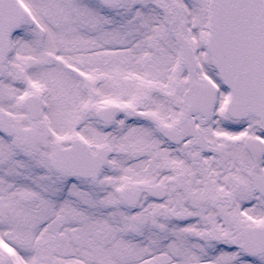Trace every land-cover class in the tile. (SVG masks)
<instances>
[{"label":"snow or ice","instance_id":"6c2138e0","mask_svg":"<svg viewBox=\"0 0 264 264\" xmlns=\"http://www.w3.org/2000/svg\"><path fill=\"white\" fill-rule=\"evenodd\" d=\"M0 264H264V0H0Z\"/></svg>","mask_w":264,"mask_h":264}]
</instances>
